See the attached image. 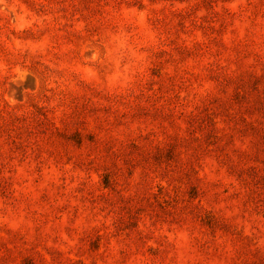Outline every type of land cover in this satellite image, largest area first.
Segmentation results:
<instances>
[{
	"label": "rangeland",
	"instance_id": "rangeland-1",
	"mask_svg": "<svg viewBox=\"0 0 264 264\" xmlns=\"http://www.w3.org/2000/svg\"><path fill=\"white\" fill-rule=\"evenodd\" d=\"M0 264H264V0H0Z\"/></svg>",
	"mask_w": 264,
	"mask_h": 264
}]
</instances>
